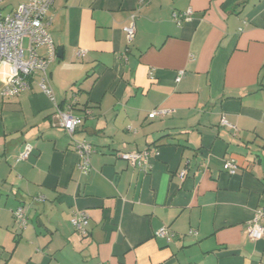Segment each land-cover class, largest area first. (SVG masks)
<instances>
[{
	"label": "crops",
	"instance_id": "1",
	"mask_svg": "<svg viewBox=\"0 0 264 264\" xmlns=\"http://www.w3.org/2000/svg\"><path fill=\"white\" fill-rule=\"evenodd\" d=\"M188 8L177 24L172 12ZM49 12L55 103L37 76L0 94V264H264V235L245 230L264 212V0H53ZM56 105L82 117L73 135ZM154 108L170 113L149 118ZM74 140L92 146L87 173ZM146 148V167L119 157ZM76 210L87 235L70 223ZM163 226L169 242L155 236Z\"/></svg>",
	"mask_w": 264,
	"mask_h": 264
},
{
	"label": "built area",
	"instance_id": "2",
	"mask_svg": "<svg viewBox=\"0 0 264 264\" xmlns=\"http://www.w3.org/2000/svg\"><path fill=\"white\" fill-rule=\"evenodd\" d=\"M4 1L0 0V68L7 69V76L0 88V94L4 98L15 97L30 89L33 77L37 76L38 88L55 103L47 73L49 63L56 58L57 54L56 47L47 29L53 18V14L49 12L53 0H26L8 11L3 10ZM191 12L192 9L190 8L184 12L173 11L172 18L177 24H180L189 18ZM122 29L126 43L130 44L135 35L134 15H131L129 22ZM76 54L82 56L85 51L78 49ZM182 74V71L178 73L176 81L180 80ZM169 113V110L154 108L147 116L149 118L163 117ZM55 115L59 124L70 135H73L83 123L81 116L57 105ZM220 123L234 128L224 117H221ZM74 148L80 156L78 164L80 171L87 173L90 169V155L93 152L91 144L85 140H74ZM152 151V149L146 148L139 151L119 152V157L134 166L146 167ZM29 154V146H26L18 153L16 160H25ZM222 169L234 174L237 165L232 159L226 160L222 163ZM177 175L180 179H183L186 175V169L179 170ZM43 198L39 195L34 197L33 200L41 201ZM12 215L17 228L22 229L26 226L27 220L24 207H17L12 211ZM263 218V210L257 209L253 219L247 222L245 230L251 239L258 240L264 235V224L261 222ZM70 223L75 231L81 235H87L88 215L85 211H74L70 217ZM189 233H194V231L190 230ZM155 236L169 242L173 233L163 226L155 231Z\"/></svg>",
	"mask_w": 264,
	"mask_h": 264
},
{
	"label": "water",
	"instance_id": "3",
	"mask_svg": "<svg viewBox=\"0 0 264 264\" xmlns=\"http://www.w3.org/2000/svg\"><path fill=\"white\" fill-rule=\"evenodd\" d=\"M59 53H58V57L60 56V51H58Z\"/></svg>",
	"mask_w": 264,
	"mask_h": 264
}]
</instances>
